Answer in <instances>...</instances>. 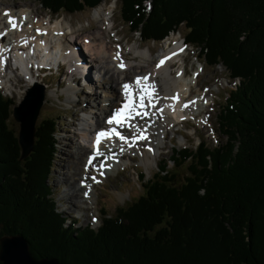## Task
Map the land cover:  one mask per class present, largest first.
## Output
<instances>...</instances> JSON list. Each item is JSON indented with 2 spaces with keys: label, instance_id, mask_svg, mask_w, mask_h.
Returning a JSON list of instances; mask_svg holds the SVG:
<instances>
[{
  "label": "trees",
  "instance_id": "1",
  "mask_svg": "<svg viewBox=\"0 0 264 264\" xmlns=\"http://www.w3.org/2000/svg\"><path fill=\"white\" fill-rule=\"evenodd\" d=\"M31 1L76 14L103 0ZM118 1L143 41L184 26L202 61L237 81L217 114L225 140L173 147L152 178L139 174L136 201L113 215L103 208L98 230L82 228L66 223L51 196L57 123L36 124L22 159L14 102L0 92V239L22 234L35 259L62 264H264V0H151L150 10L147 0Z\"/></svg>",
  "mask_w": 264,
  "mask_h": 264
},
{
  "label": "bare ground",
  "instance_id": "2",
  "mask_svg": "<svg viewBox=\"0 0 264 264\" xmlns=\"http://www.w3.org/2000/svg\"><path fill=\"white\" fill-rule=\"evenodd\" d=\"M110 6L106 5L107 8L110 7L108 10L106 7H102L99 14L95 17L101 24V28L105 27L107 30L104 34L106 41H104L103 34L98 31L93 36L84 37L81 41L77 42V40L73 39V36L76 35L77 32L66 19H62L61 22L56 19L49 24V15L39 10L36 11L38 12L37 14L33 11L34 9L31 5L17 6L11 4V9L3 8L0 12L1 82L3 79H8V72L5 68V64L9 63L8 56L10 52L15 55L16 63L20 64L26 78L29 79L27 81L28 86L33 85L36 81L42 82L35 79V76L39 78L38 75H34L29 71V61L35 56L41 59L42 64H47V61L57 58L58 55H60L62 59L67 58V63L70 66V73L73 74V76H75L76 73H81L84 80L89 83V86L95 85L89 76L92 68L98 70V72H104L101 74L104 75L103 81L101 82L99 79L97 85H99V88L104 89V92H108V95L104 96V100L101 103L97 102L95 96L92 95L95 98V103L88 102L87 105H89V108L92 110L87 114V119L84 120L83 123H80L81 129H84L83 135L87 139L93 136V140L95 141L98 132L102 131L107 124L105 118L100 120V114L95 113L94 109L99 107L101 115H107L119 104V101H122V103L127 102L125 94H123V84L129 83L135 86L138 77H148L147 83L153 86L150 91L154 93L153 102L156 106L154 108L148 106L141 110L147 112V115H135V120L129 121V123H126L123 127L117 125V131L120 132L129 143H123L119 139L113 142L102 141L100 147L102 155L99 156L95 155L96 148L92 143L88 144L87 147L81 144L76 154V159L79 160V162L75 164L73 161L69 164L72 167L67 168L69 171L71 170L72 173L67 172L66 175H64V177H67V182L65 183L69 184L70 188L68 190L73 191L74 194L65 193L64 197L75 208L76 205L74 206L72 202L73 197L80 200L82 209L93 208L95 211L97 201V197H95L97 193L96 188L104 184L102 181L108 178L111 173L118 171V164L122 163L127 165L128 162L131 161L130 158L133 152L139 154L142 162L149 164L152 155L154 156L156 151L160 150V146L164 145L167 129L177 125V123H180V121L187 116L198 119L199 113L201 112L200 107L208 102L210 95L208 94L210 92L208 88L205 90L202 88L203 83H197L200 73L199 69H194L191 66L189 68L190 72H186V66L183 60L186 49L183 45L184 43L178 37H173L171 39H174L176 43H172L170 39H167L164 47L162 46L160 48L156 57L157 59L152 58L155 59V61L150 59L152 56L150 49H148L149 47L141 51L137 45H132L139 48V50L135 52L138 54V58H140L138 65L137 63L132 64L126 57L127 55L136 56L134 52L128 49L132 46L124 49L122 45L116 43L114 49H111V47L108 46L109 41H107V38H111V36L106 25L110 22V15L108 16V12L110 11L113 13L112 5ZM6 12L9 15H5ZM9 16L16 21L18 24L17 28L13 29L9 24ZM68 25L71 30L69 32L67 31ZM112 29H114V26H112ZM37 30H39V33ZM60 39L63 43L59 42ZM110 42L114 44L111 40ZM72 43L76 45L75 48L72 47L74 46ZM39 48H41V52L37 54ZM131 49L135 50L134 48ZM117 54H119V58H117ZM87 55H89V58ZM166 57H170V59H165ZM79 60L86 61V65H84V67L81 66L82 70L78 69L76 71V64H80ZM161 60H165V63L158 67ZM121 62L124 64L123 68L120 67ZM85 68L88 69L85 70ZM174 72L176 73L172 74ZM126 74H133V78L126 76ZM20 79L21 82H23L24 78H19V80ZM73 81L76 83L75 80ZM94 81L96 80L94 79ZM115 83H117V86L114 85ZM17 84L15 86H17ZM20 85L17 87H20ZM76 88L73 86L69 87L68 93L76 95V92H78ZM116 88H118V90ZM194 92L198 94H193ZM73 100H75V96H73ZM145 103L147 105L148 101L145 100ZM80 108L83 109L81 105ZM194 108L197 110L199 108L198 112H194ZM184 123L192 125L188 121ZM184 123H180V125H184ZM141 132L147 136V139H138L134 143L135 146H130L134 137L139 136ZM71 145H75V143L73 144V142L70 143L69 141L65 144V147L70 148L72 147ZM90 159L91 163H89ZM73 165H77V167ZM101 165H103V167H101ZM77 176L80 178L79 182L76 180ZM84 211L87 210L80 211V213L83 214L81 218L84 217Z\"/></svg>",
  "mask_w": 264,
  "mask_h": 264
},
{
  "label": "rangeland",
  "instance_id": "3",
  "mask_svg": "<svg viewBox=\"0 0 264 264\" xmlns=\"http://www.w3.org/2000/svg\"><path fill=\"white\" fill-rule=\"evenodd\" d=\"M11 4L17 6L31 5V7L35 11L39 10L40 12H44L48 15L50 14L53 17H58L56 19L60 22L62 21V19H66L69 24H72V28H74V30L77 32L76 36L73 37L75 40H77V42L81 41V39H83L84 37L93 36L98 31L103 34L104 41H106L104 34L107 32V30L105 29V27H102L103 29L101 28V24L98 20H96L95 17L97 14H99L102 7H106V5H112L113 13L109 11V14L108 12V16L110 15V22L106 24L108 32L111 36V38H107V41H109L108 46L111 47V49H114V45H116V43L122 45L124 49L132 45H137L142 51L146 49V47H149L148 49H150V53L152 56L150 57V59L155 61V59H157L156 57L160 48L162 46L164 47L167 42V40H162L159 42H153L152 40H148L146 42L142 41L139 34L137 32H132L130 26L126 25L125 22H123L120 15V4L117 2V0H103L100 6L92 10H84L72 15L67 12L51 14L49 11L44 10L41 5L32 2L31 0H0V12L3 8L11 9ZM110 7H106L107 10L110 9ZM150 9L147 8V10ZM112 26H114V29H112ZM67 28L68 32L71 31L70 26ZM186 34L187 31L185 30L184 26H182L180 29H178V31L173 32L168 37V39L171 40L173 37H178L179 39L184 40ZM110 40L114 44H112ZM171 41L172 43H176L174 39ZM59 42L63 43L61 39L59 40ZM73 45L74 46L72 47L75 48L76 45ZM131 48H134L135 50H132ZM139 48H136L135 46L128 48L129 51L134 52V54L136 55L126 56L127 59L132 62V64L137 63L138 65V62H140L138 54L135 53L137 50H139ZM185 48L186 53L183 60L184 64H186V72H190L189 68L191 66L194 69H199L200 73L197 83H203L202 88L204 90L206 88L210 90V92L208 93L210 94L208 102L202 105L203 107H200L201 112L199 113L198 119L189 117V122L192 125H189V123H184V125H174L167 129L164 145L160 146V150L156 151L154 156L152 155L149 164H145L144 162H142V159L137 152H133L132 155H136V157L131 156V161H129L127 165L122 163L119 164L118 171L115 173H111L108 178L102 181L104 184L97 186L96 188V211L93 208L82 209L80 200L74 197L72 198V202L74 203V206L76 205V208L69 203L64 195L65 193L74 194V192L68 190L70 187L68 183H65L67 182V177H64V175H66L67 172L72 173L71 170L69 171V169H67L69 167H72L71 165H69L71 162L74 161L75 164L76 162H79V160L76 159V154L78 153L79 146H81V144L83 146L85 145L86 147L88 146L86 145L87 138L83 135L84 129H81L82 127L80 124L87 119V114L92 110L91 108H89V105H87L88 102L90 101L91 103H95L96 98L97 102L101 103L104 100V96L108 95V92H104V89L99 88V85H97V81L99 79L101 80V82L103 81L104 75L101 74H103L104 72H98V70L92 68L89 76L91 77V80H93V83L95 85L90 86L89 83L84 80V77H82V79L80 78L81 73H76V75L73 76L67 66H63V68H60L59 71L54 68L50 72H46L43 75L41 74L42 78H37L35 76L36 80L38 79L39 81L43 82L42 85L46 89V97L44 99L45 101L37 117L36 124L41 125L44 120L51 121L52 119H54L55 121H57L58 140L55 141L53 149V155L55 156V158L54 167L52 168L50 174V187H52L51 196L55 200L57 207L56 209H58L60 213L62 212V216H67L71 219L81 218L83 214L80 213V211L87 210L83 212L84 217L78 219V226L84 228L85 226L90 224V226L97 230L102 224V219L104 217L102 208L105 207V211L108 214L113 215L117 211V207H127L128 205L136 201L144 193V188L140 184L139 174H141L142 171H145L147 174V178H152L155 175V172H157L158 170V165L162 164L164 160L168 159L173 154V147H175V149L177 150H181L184 147H188L189 149L194 150L196 149V146H198L200 141L206 143L208 146H217L223 143L225 137H222L219 132L217 114L219 108L224 103V99L227 95L226 91L228 89H233L235 82L231 80L229 74L221 66L218 65L215 67H208L207 65H205L202 62L203 58H198V50L193 46L190 47L189 45H186ZM87 57L89 58V55H87ZM79 63L80 64H78L76 70H82L81 66L84 67V65H86V61L83 60H79ZM9 66L12 67L10 61L8 67ZM87 69L88 68H85V70ZM7 72L8 79L5 80L6 83L3 84L4 88L1 87L2 89L0 90L6 96L9 95V97L13 99L15 106H17L23 100L26 92L31 88V86H28L27 84V81L29 79L26 80L23 76L21 77L19 73H16L9 68L7 69ZM175 73L176 72L172 74ZM126 76H130L131 78H133V74H126ZM19 78H24V80L22 79L23 82H21V79L19 80ZM94 79L96 81H94ZM73 80H75L76 83ZM16 84L17 86H19L20 84L21 85L20 87H17L15 86ZM114 85L117 86V83H115ZM71 86L75 88L77 87L76 90L78 92H76V95L73 93H68V89ZM116 89L118 90V88ZM193 94L198 93L194 92ZM92 95H94L95 98ZM73 96H75V100H73ZM80 105L83 109L80 108ZM94 110L95 113L100 114V120L104 119L105 114L101 115L99 107ZM198 110L194 108V112H198ZM10 124V126H12L13 130H15L18 135L20 131V123L16 122L12 117ZM69 141L70 143H75L76 146L71 145L72 147L70 148L65 147V144ZM73 166L77 167V165ZM186 171V168L180 169L179 175L176 177V180L182 181L183 175L186 173ZM76 180L77 182H79L80 178H78L77 176ZM69 222L70 221H67L66 223L69 225Z\"/></svg>",
  "mask_w": 264,
  "mask_h": 264
},
{
  "label": "water",
  "instance_id": "4",
  "mask_svg": "<svg viewBox=\"0 0 264 264\" xmlns=\"http://www.w3.org/2000/svg\"><path fill=\"white\" fill-rule=\"evenodd\" d=\"M34 86V90L30 89L27 92L21 105L13 112L16 121L21 124L18 140L22 149V159H26L33 150L34 126L45 98L44 87L39 83ZM29 248V242L22 234L4 235L0 239V262L3 264H62L58 259L37 260Z\"/></svg>",
  "mask_w": 264,
  "mask_h": 264
},
{
  "label": "snow or ice",
  "instance_id": "5",
  "mask_svg": "<svg viewBox=\"0 0 264 264\" xmlns=\"http://www.w3.org/2000/svg\"><path fill=\"white\" fill-rule=\"evenodd\" d=\"M5 15H9V14L6 12ZM9 24L12 26L13 29L18 27L16 21L10 16H9ZM37 32L39 33V30H37ZM117 58H119V54H117ZM165 59H170V57H166ZM164 63L165 60H161L158 67L160 65H163ZM120 67L121 68L124 67L123 62H121ZM148 79H149L148 77H138L135 82V86L131 84L123 85L125 99L127 102L123 105L122 109L117 111L115 115L110 120H108L109 124H115L120 127H123L131 118H133L134 115L137 116L147 115V112L141 111L145 107L150 106L154 108L156 106L155 103L153 102L154 93L150 91V89L153 86L147 83ZM145 100L148 101L147 105H145L144 103ZM113 136L121 140L123 143H129V141L123 135H121V133L118 132L115 127L109 131H101L98 133L95 140V148H96L95 155L97 156L102 155V153L100 152V144L102 140L111 139ZM138 139H147V136L144 135L143 132H141L139 136L134 137L130 146L134 145L135 141ZM89 163H91V159ZM101 167H103V165H101Z\"/></svg>",
  "mask_w": 264,
  "mask_h": 264
}]
</instances>
